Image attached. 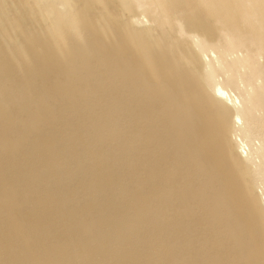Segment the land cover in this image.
<instances>
[{
	"label": "bare ground",
	"instance_id": "6f19581e",
	"mask_svg": "<svg viewBox=\"0 0 264 264\" xmlns=\"http://www.w3.org/2000/svg\"><path fill=\"white\" fill-rule=\"evenodd\" d=\"M0 264H264V0H0Z\"/></svg>",
	"mask_w": 264,
	"mask_h": 264
}]
</instances>
